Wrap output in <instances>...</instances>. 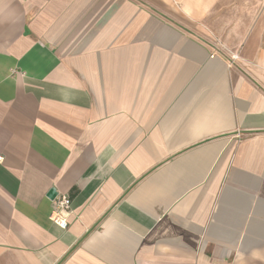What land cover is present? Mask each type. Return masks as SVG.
Instances as JSON below:
<instances>
[{"label": "crops", "instance_id": "0c3cea01", "mask_svg": "<svg viewBox=\"0 0 264 264\" xmlns=\"http://www.w3.org/2000/svg\"><path fill=\"white\" fill-rule=\"evenodd\" d=\"M0 264H264V0H0Z\"/></svg>", "mask_w": 264, "mask_h": 264}, {"label": "built area", "instance_id": "2783aa9c", "mask_svg": "<svg viewBox=\"0 0 264 264\" xmlns=\"http://www.w3.org/2000/svg\"><path fill=\"white\" fill-rule=\"evenodd\" d=\"M238 57L233 56V60ZM55 200V209L51 216V219L58 224L62 229H66L68 226V216L71 212V201L68 195H57Z\"/></svg>", "mask_w": 264, "mask_h": 264}, {"label": "water", "instance_id": "95a60500", "mask_svg": "<svg viewBox=\"0 0 264 264\" xmlns=\"http://www.w3.org/2000/svg\"><path fill=\"white\" fill-rule=\"evenodd\" d=\"M56 196H57V192H56L55 190H51V191L49 192V197H50L51 199H55Z\"/></svg>", "mask_w": 264, "mask_h": 264}]
</instances>
